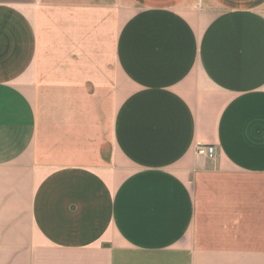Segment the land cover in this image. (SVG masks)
<instances>
[{
    "label": "crops",
    "instance_id": "crops-1",
    "mask_svg": "<svg viewBox=\"0 0 264 264\" xmlns=\"http://www.w3.org/2000/svg\"><path fill=\"white\" fill-rule=\"evenodd\" d=\"M0 264H264V0H0Z\"/></svg>",
    "mask_w": 264,
    "mask_h": 264
},
{
    "label": "built area",
    "instance_id": "built-area-1",
    "mask_svg": "<svg viewBox=\"0 0 264 264\" xmlns=\"http://www.w3.org/2000/svg\"><path fill=\"white\" fill-rule=\"evenodd\" d=\"M197 153L202 156H206L213 159L216 153V148L214 146H200Z\"/></svg>",
    "mask_w": 264,
    "mask_h": 264
}]
</instances>
